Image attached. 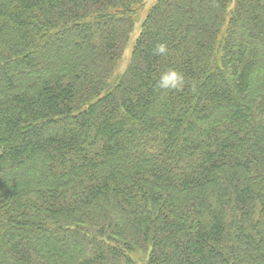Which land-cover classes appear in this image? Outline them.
Returning <instances> with one entry per match:
<instances>
[{"label":"trees","instance_id":"1","mask_svg":"<svg viewBox=\"0 0 264 264\" xmlns=\"http://www.w3.org/2000/svg\"><path fill=\"white\" fill-rule=\"evenodd\" d=\"M143 1L0 0V264H264V0H156L118 70Z\"/></svg>","mask_w":264,"mask_h":264},{"label":"clouds","instance_id":"2","mask_svg":"<svg viewBox=\"0 0 264 264\" xmlns=\"http://www.w3.org/2000/svg\"><path fill=\"white\" fill-rule=\"evenodd\" d=\"M151 54L156 57H166L169 54L168 44L166 42H158L151 50ZM187 84L184 73L174 67L167 68L156 79L157 88L177 92L183 91ZM191 87L194 91L195 86L191 85Z\"/></svg>","mask_w":264,"mask_h":264},{"label":"rangeland","instance_id":"3","mask_svg":"<svg viewBox=\"0 0 264 264\" xmlns=\"http://www.w3.org/2000/svg\"><path fill=\"white\" fill-rule=\"evenodd\" d=\"M155 1L156 0H144L142 2V5L138 8L137 14L135 16L134 27L131 31L129 41L127 42V44L123 50V53L121 55V58L118 61V66H119L118 70H122L126 66V64L128 63L134 39L136 38V36L139 32L140 26L142 24L144 17L146 16L148 9L151 7V5Z\"/></svg>","mask_w":264,"mask_h":264}]
</instances>
